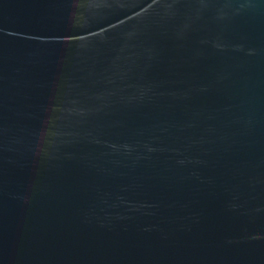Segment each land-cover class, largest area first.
Returning a JSON list of instances; mask_svg holds the SVG:
<instances>
[{"label":"water","instance_id":"95a60500","mask_svg":"<svg viewBox=\"0 0 264 264\" xmlns=\"http://www.w3.org/2000/svg\"><path fill=\"white\" fill-rule=\"evenodd\" d=\"M0 264H264V0H0Z\"/></svg>","mask_w":264,"mask_h":264}]
</instances>
